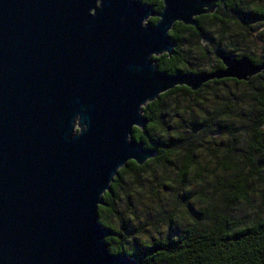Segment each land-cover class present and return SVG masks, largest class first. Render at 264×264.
Listing matches in <instances>:
<instances>
[{"label":"water","instance_id":"obj_1","mask_svg":"<svg viewBox=\"0 0 264 264\" xmlns=\"http://www.w3.org/2000/svg\"><path fill=\"white\" fill-rule=\"evenodd\" d=\"M161 2L155 14L136 0H0V264H138L107 250L97 208L121 167L155 155L129 139L143 107L264 70L230 55L210 72L157 70L174 23L195 27L217 7Z\"/></svg>","mask_w":264,"mask_h":264},{"label":"trees","instance_id":"obj_2","mask_svg":"<svg viewBox=\"0 0 264 264\" xmlns=\"http://www.w3.org/2000/svg\"><path fill=\"white\" fill-rule=\"evenodd\" d=\"M136 1L150 5L155 14L162 9L161 0ZM216 5L214 13L195 18V27L174 23L168 33L175 42L173 53L152 57L157 70L170 75L210 72L222 67L220 55L264 63V40L259 55L247 51L249 46L240 51L234 43L237 37L252 41L250 25L260 28L254 36L264 34L263 0H216ZM157 20L154 15L148 22ZM142 115L145 126L133 127L129 139L155 155L142 165L129 160L103 194L104 204L97 210L110 231L104 238L107 250L138 264H264V70L248 81L210 80L196 91L176 86L148 102ZM192 176L217 192L216 197L193 196L203 204L200 208L186 195ZM145 189L156 197L169 191L173 199H154L150 209L168 227H157L155 235L143 239L141 231L125 225L117 205L123 195L134 215V193ZM255 196L260 205L252 204ZM244 205L252 207V215L236 217ZM178 209L188 215L187 224L178 222Z\"/></svg>","mask_w":264,"mask_h":264},{"label":"rangeland","instance_id":"obj_3","mask_svg":"<svg viewBox=\"0 0 264 264\" xmlns=\"http://www.w3.org/2000/svg\"><path fill=\"white\" fill-rule=\"evenodd\" d=\"M264 2V0H263ZM252 28L249 31V35L251 36L252 41L247 42V40H241V38L237 37V39L235 40L234 43H237V47L240 49V51L242 50H246V48L244 46H249L247 51H252L256 54H261V45L263 44V40H264V34L261 36V38H259L257 35L254 36V30L257 29V31L260 29L259 26L256 25H250ZM254 27V28H253ZM256 27V28H255ZM211 168V167H210ZM204 175H207V172L205 171L203 173ZM171 177H175V174H171ZM194 179V180H193ZM191 184L188 187L187 191H186V195H191V198L189 199V201L196 207V208H200L203 204L201 203V201L199 199H197L196 197L192 198L193 196L196 195H207V196H211V197H216L217 196V192H215V189L209 185V184H204L203 186H200L198 183V179H195L194 176H192L191 178ZM177 187H173L172 189H175ZM147 189V186H146ZM145 189V190H146ZM202 193V194H201ZM155 197H154V196ZM172 193L169 191L167 192H160L157 197H156V193L155 191H140L137 190L136 193H134V200H135V204H134V215H131V213L129 211H127V207H126V203H125V198L123 195H121V201L118 203L117 205V209L119 211V213H124L125 214V225L127 227H129L131 229V231H137L136 233L141 231V236L143 239H145L147 236L150 235H155L156 234V229L157 227H159L160 231H165L166 227H168L167 223L164 222V220L161 219V217H159L158 215L154 214V212L150 209L151 206H154V199L155 198H160V200H162L163 202L171 201L173 199V197L171 196ZM203 198V196L201 197V199ZM221 202V201H220ZM219 202V203H220ZM252 204L254 206L256 205H260V199L258 196H255L252 198ZM180 213L182 215L181 219L178 220V222L181 225H185L188 223L189 218L188 215H186V213H181V210L178 209ZM153 214V215H151ZM246 214H250L252 215V207H249L248 205H244L240 208H238L235 216L236 217H240L243 216L245 217ZM190 217V215H189ZM191 218V217H190ZM112 222H117V218H111L110 219Z\"/></svg>","mask_w":264,"mask_h":264}]
</instances>
